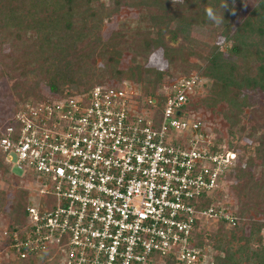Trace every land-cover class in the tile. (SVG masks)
<instances>
[{
	"label": "built area",
	"instance_id": "2783aa9c",
	"mask_svg": "<svg viewBox=\"0 0 264 264\" xmlns=\"http://www.w3.org/2000/svg\"><path fill=\"white\" fill-rule=\"evenodd\" d=\"M201 82L179 78L155 97L129 81L95 87L26 104L0 126L4 162L45 187L23 230L5 234L12 261L214 264L197 226L239 219L203 199L225 190L239 155L186 112Z\"/></svg>",
	"mask_w": 264,
	"mask_h": 264
},
{
	"label": "trees",
	"instance_id": "16d2710c",
	"mask_svg": "<svg viewBox=\"0 0 264 264\" xmlns=\"http://www.w3.org/2000/svg\"><path fill=\"white\" fill-rule=\"evenodd\" d=\"M245 1L0 0V49L3 44L12 46L5 57L12 74L20 77L12 88L11 115L35 101L71 97L73 86L88 93L129 81L141 85L144 96L155 97L163 77H173V67L185 76L199 69L188 66L187 54L203 59L202 82L187 95L185 110L198 114L193 118L202 124L225 127L224 137H219L220 131L213 132L239 155L227 174L225 190L203 199L205 208L222 203L226 195L238 204L235 227L214 223L217 230L206 232L197 226L199 245L216 251L214 264H264V222L258 221L264 216V134L243 123L255 95L264 93V0H258L235 25ZM127 7L137 11V19H119L116 30L105 39L104 26ZM208 8L221 18L219 24L208 18ZM196 27L207 30L208 43L194 40ZM219 38L224 39L225 51L218 45ZM160 50L169 67L166 73L148 67ZM125 56L130 64L122 71ZM146 75H154L155 81L146 84ZM49 93L53 95L48 97ZM0 174L19 179L1 156ZM10 189L15 190L12 200L0 190V215L9 220L8 235L23 230L32 204L28 189ZM52 255L9 264H58L57 259L50 260Z\"/></svg>",
	"mask_w": 264,
	"mask_h": 264
},
{
	"label": "rangeland",
	"instance_id": "374dc122",
	"mask_svg": "<svg viewBox=\"0 0 264 264\" xmlns=\"http://www.w3.org/2000/svg\"><path fill=\"white\" fill-rule=\"evenodd\" d=\"M257 1L258 0H246L245 1L242 7V10L240 11L239 16L235 21V25H238L242 21V19H244L249 14V12L255 7ZM108 5L110 7L111 3L109 2ZM137 14H138L137 11L133 8L127 7L125 9H122L120 12V15L114 17L113 23L106 24L104 26L103 28L104 38L107 39L109 35L111 34V32L116 30L119 19L121 18L137 19ZM193 37H194V40H196L199 43L209 42V35H208L207 30L205 29H200L196 27L193 32ZM217 42H218V45L222 47L221 50L225 51L226 46L224 43V39L219 38ZM11 48L12 46L10 44H3L0 49V126H6V124H9L14 117V115H11L12 113L11 111L13 108L12 105L14 102L12 88L14 86V83L17 80H20V77L17 74H12V71L10 70L11 63L5 57V55L11 52ZM204 56H205V53L203 54V57ZM187 60L189 61L188 66L197 65V68L199 67V69H196V70L194 69L192 72H190L188 76H185L181 73V70L179 67L177 68L173 67L170 70V73L173 75V77L164 76L162 83H160V87H162L163 85H167L170 82L176 79H179V78H185V77L187 78L192 75L200 76L201 73L203 72L202 68H204V63L202 61L203 59H199L197 57H191V56H188L187 54ZM129 64H130V58L129 56H125V58L123 59L120 65L122 71H125V69L128 68ZM148 67L155 69L158 72L166 73L169 67L167 66V63L165 62L163 58V52L161 50L156 52L151 57ZM155 79L156 77L154 75H146L145 77L146 84H150L151 82H154ZM139 86L142 89L141 85ZM71 91L74 93H80V92H84V89L82 87L79 88V87L73 86ZM52 95H53L52 93L47 94L48 97H51ZM191 116L196 117L198 116V114L191 113ZM200 117L205 119V117L203 116H200ZM243 123L245 124L247 129L254 126V127L259 128L260 129L259 131H261V133L264 134V93L255 95L253 99V108H250L246 112V118L244 119ZM215 126L213 127L212 124L211 125L207 124V127L210 130L212 131L217 130L221 132L219 137H224L225 127L218 126L220 128L217 129L216 128L217 126L216 127ZM11 171L19 179L13 178L10 175L7 178L6 177L2 178V174H0V190H3L9 193L8 195L10 196L8 197L10 200H12L13 196L15 195V190L14 189L11 190L10 188L15 187L16 189V187H20V188L28 189L30 191L31 202L34 205L43 201V199L45 198L44 196L45 187L39 182V180L36 177H31V178L24 177L23 174L19 172L16 168H12ZM223 202H226L227 208H230L232 209L233 212H236L238 208V204H237V201H235V199H233L231 196L229 197L228 195L227 198L223 200ZM258 221L264 222V216L259 217ZM8 222L9 220L7 216L5 214H1L0 215V253L2 256H1L0 264H9L12 261L11 255L8 252L7 253L5 252V249H6L5 231L8 227ZM217 228H218V224L210 223L204 226V231L215 232ZM262 236H263V243H264V231L262 232Z\"/></svg>",
	"mask_w": 264,
	"mask_h": 264
},
{
	"label": "clouds",
	"instance_id": "9594fccd",
	"mask_svg": "<svg viewBox=\"0 0 264 264\" xmlns=\"http://www.w3.org/2000/svg\"><path fill=\"white\" fill-rule=\"evenodd\" d=\"M206 13H207L208 18L211 21L215 22L216 24H219L221 22V18L216 16V15H214V13H213L211 8L206 9Z\"/></svg>",
	"mask_w": 264,
	"mask_h": 264
}]
</instances>
